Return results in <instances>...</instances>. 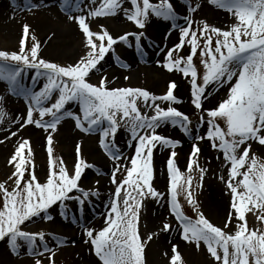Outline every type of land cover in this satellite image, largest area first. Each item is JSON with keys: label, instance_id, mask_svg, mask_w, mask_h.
Listing matches in <instances>:
<instances>
[{"label": "snow or ice", "instance_id": "6c2138e0", "mask_svg": "<svg viewBox=\"0 0 264 264\" xmlns=\"http://www.w3.org/2000/svg\"><path fill=\"white\" fill-rule=\"evenodd\" d=\"M92 2L95 3V0ZM129 2L134 10L130 12L129 9H123V11L126 18L135 23L138 28L145 27L149 13L165 21H171L174 29L179 27L180 42L166 53L168 63L164 67L168 71H173L175 68L185 77H191V102L195 109L203 111L202 103L207 98L205 92L209 84H224L236 78V82L229 90L228 98L217 108L207 110L209 130L206 137H197L198 140L207 138L211 141L212 147L223 152L224 160L230 165L228 180L224 181L223 177L220 178L226 184L231 196V210L224 229H227L235 219L236 231L230 234L214 226L198 210L192 190V177L189 175L184 183H181L183 177L175 167L176 152L173 151L167 161L171 197L168 203L171 214L182 230L181 238L190 244H195L197 249L203 242L211 256L221 264H264V233L250 231L245 217L246 210H251L249 205L264 210V163H258L256 156H250V142L254 141L264 146V0H209L218 9L233 14L237 23L226 31L204 24L203 28L199 29V39L204 41L203 47L200 46L197 30L192 27L195 22L185 17L187 26L177 25L178 17L169 0H160L159 4L142 0V7L140 0H129ZM25 5L26 10L35 7L30 0H25ZM68 6H70V0H63L62 10ZM121 7V0H102L101 7L90 12L89 15L94 17L116 15ZM188 7L190 12H195L199 4L195 8L191 5ZM69 19L77 21L86 38V47L89 49L75 65L64 67L39 58V43H34L30 50H26L29 26L24 25L19 53L9 54L0 51V81L5 82L13 94L24 96L29 103L26 119L21 127L34 124L45 132L49 129L55 132L63 119L71 118L75 121V127L86 134L99 129L101 131L100 146L113 160L121 159L114 139L119 130L120 121H127L126 128L131 133V138L137 142L135 156L130 161L131 168L116 165L112 173V183L117 186L106 219L107 226L95 234L93 230L86 229L85 243H91L101 264H144L146 241L142 242L138 233L139 212L144 199L151 197L159 201L163 197V194L156 191L151 184L153 148L156 144L175 148L179 143L157 135L156 129L162 123L171 122L173 125H179L187 134L190 120L187 115L171 107V104L180 102L173 93L177 87L175 82H171L167 93L160 97L151 96L146 90L140 89H109L106 78H102L98 85L89 83L90 73L97 70V65L104 60L109 50H113V45L117 44L118 40L127 42L128 35L132 34L126 33L114 39L107 30L103 29V26L100 33H93L82 16L73 17L69 14ZM211 34L217 37L214 46ZM141 35L142 33L136 35L138 48ZM96 41H99V44ZM185 43L190 45V53L186 57H181L179 52ZM198 49L205 69L202 77L198 75L193 59ZM174 53L178 58H173ZM9 61L15 63L9 64L7 63ZM182 64L184 66L180 67ZM26 69L36 70L34 80L46 79L40 91H33L23 86V73ZM198 80L202 83H198ZM54 93H58L55 102L45 106ZM140 99L146 107L153 108L155 113L153 116L148 117L140 112L137 107V100ZM149 100L152 104L148 103ZM157 100L167 102L170 106L165 110L155 103ZM71 102L79 103L82 117L65 110V105ZM34 112H38V119H34ZM2 115L0 114V119ZM45 116H51L52 119L45 121ZM218 119L224 121L225 128L222 129L216 123ZM203 121L204 117L201 115V122ZM11 135L15 136L17 133L13 132ZM52 144L53 137L49 134L46 150L49 155L50 173L45 184L42 185L37 181L34 164L29 173L30 179L24 181L25 172L28 171L26 164L31 163L26 160L25 151L27 150L28 157L32 156L30 141L27 139L19 143L9 160V164L15 165V171L9 177V179L15 178V187L9 192L5 185L0 183V192L4 197L3 210H0V241L7 240L8 247L14 255L18 254L20 248L18 240L27 243L29 255H43V252L36 250L35 241L37 238L43 241L44 234L27 233L22 231L20 226L41 213H45L46 219H53L47 214V210L58 201L73 199L74 197L69 196V193L79 190L78 181L81 179L82 169L91 167L81 159V146L77 144V163L74 173L69 175L63 166L56 171L52 159ZM199 152L200 149L194 145L187 166L189 173L194 166L199 168L197 161L192 158ZM60 164L63 165L62 160ZM121 168H124L126 177L118 182L116 174ZM199 171L202 181L206 169L199 168ZM237 177L242 179L238 180ZM200 186L197 185V187ZM122 192L123 207L121 208ZM181 194L197 213L196 220H192L183 213L177 199ZM83 196L86 198L88 193H83ZM76 199L83 205V200L78 197ZM61 215L64 216L65 213L61 212ZM258 219L264 220V215L259 216ZM170 229V224H163V231L167 232ZM53 239L57 240L58 247L63 246V241L56 237ZM151 239L152 236L149 235L148 240ZM44 250L52 252L46 244ZM172 252L174 255L171 257V264H183L177 246L173 245ZM49 259L51 260V257ZM35 264H42V262L37 259Z\"/></svg>", "mask_w": 264, "mask_h": 264}, {"label": "rangeland", "instance_id": "374dc122", "mask_svg": "<svg viewBox=\"0 0 264 264\" xmlns=\"http://www.w3.org/2000/svg\"><path fill=\"white\" fill-rule=\"evenodd\" d=\"M57 1L63 4V0H56L53 5L47 8L43 4L46 0H30V3L35 7L26 10L25 0H0V51L9 54L19 53L20 42L24 35L23 27L28 25L29 34L26 40V50H30L34 43H39V58L64 67L75 65L89 51L86 47V38L75 19H73L75 23L72 24L73 36L67 40L69 48L67 54L58 55L46 51L50 40L56 37L57 32L65 26L62 25L61 21L66 24L69 14L73 17H84L86 24L93 33H100L101 26L114 39H118L126 33H131L132 35L127 37V42L118 40V43L113 45V50H109L104 60L97 65V70L90 73L88 82L98 85L102 78H106L109 89L132 88L146 90L151 96L156 97L165 95L170 83L175 82L177 87L173 90V93L180 102L171 104V107L187 115L190 120L187 134L179 125H173L171 122L162 123L156 129L157 135L179 143L175 148L161 146L160 144H156L153 148V179L151 184L156 191L163 194V197L159 201L151 197L144 199L139 212L138 233L142 242L146 241L143 254L144 264H152V261L157 262V264H171V257L174 255L172 252L173 245L177 246L183 264H221L211 256L203 242L197 249L195 244H190L181 238L182 230L176 218L171 214L168 203L171 197L169 194L170 178L167 161L171 153L175 151L174 164L182 174L181 183H184L189 175L192 177V190L194 191L198 210L214 226L220 227L230 234L234 233L237 223L235 219L232 220L227 229H224L225 221L231 210V196L226 184L220 179L223 177L224 181L228 180L230 165L224 160L223 152L212 147L211 141L207 138L198 140L197 137H206L209 130L207 110L217 108L221 102L228 98L229 90L236 82V78L234 77L231 82L224 84H209L205 92L207 98L202 103L203 111L197 110L191 102V77H185L181 71L175 68L173 71H168L164 67L168 63L166 53L180 42L179 27L174 29L171 21H165L163 18H157L149 13L145 27L143 29L138 28L135 23L126 18L123 11V9H129L130 12L134 10L129 0H121L122 7L117 10L116 15L102 17L89 15L90 12L101 7L102 0H95V3L92 0H70V6L66 7L65 10L58 6ZM150 2L159 4L160 0H150ZM169 2L173 5V9L177 14V25L186 27L185 17L195 22L192 27L197 30L201 47H203L204 41L199 39V29L203 28L204 24L226 31L237 23L233 14L218 9L209 0H169ZM140 3L142 7V0H140ZM197 4H199V8L195 12H190L188 6L191 5L195 8ZM52 8L55 12L50 13L49 10ZM141 33L138 48L136 35ZM153 37L157 38V43H159L158 39L167 42L168 46L165 52L162 53L160 46L157 47L151 42L152 40L149 41ZM211 37L214 46L217 37L215 34H211ZM96 42L99 44V41ZM189 53L190 45L185 43L183 49L179 52V56L186 57ZM173 58H178L176 53L173 54ZM193 59L198 75L202 77L205 69L201 62L202 57L199 55V49ZM7 63L13 64L15 62L9 61ZM183 66V64L180 65V67ZM35 72V69H26L23 73L22 84L38 92L46 83V79L36 78L34 80ZM160 78L161 81H159ZM197 82L202 83L201 80ZM57 95L58 93H54L52 99L46 102L45 106L54 103ZM148 103L152 104V101L149 100ZM155 103L165 110L170 106L169 103L159 100ZM28 107L29 103L24 96L13 94L10 87L5 82L0 81V114H3L2 119H0V141H3V143H0V183L4 184L9 192L15 187V178L9 179L15 171V165L9 164V160L15 153L19 143L24 139L30 141L32 151L31 157H28L27 150L24 153L26 160L31 162L26 164L28 171L25 172L24 181L30 179L29 173L32 171V165L34 164L37 181L42 185L46 183L50 173L49 155L46 150L49 134L53 137L52 159L56 171L63 166L69 175L74 173V167L77 163V144L81 146V159L91 167L82 169L81 179L78 181L79 190H73L72 193H69V196L74 197L73 199L63 202L58 201L47 210V214L55 211L56 215L61 218L60 223L54 224L46 219L45 213H41L39 216L25 221L20 226L24 232L44 234L43 241H40L39 238L35 241L36 250L43 252V255H29L28 245L22 240L17 241L20 244L18 249L20 254L14 255L8 247L7 240L0 241V264H35L37 259L41 260L42 264H80L79 258L81 255L79 250L92 247L90 242L85 243L87 239L86 229L93 230L94 234L98 233L104 228L99 225V218H103L104 214L107 213L103 221L106 222L110 212L117 186L112 183V173L115 171L117 164L131 168L130 161L135 156L137 142L131 138V133L126 128L127 121H120L114 143L119 150L121 159L113 160L100 146L101 131L98 129L88 134L81 132L75 127V121L71 118L63 119L55 132H52L51 129L45 132L44 129L37 128L34 124L21 127L24 119H26ZM137 107L143 115L148 117L155 114L153 108L146 107L142 99L137 100ZM65 110L82 117L78 102L65 105ZM201 115L204 117L203 122H201ZM38 118V112H34V119ZM51 119V116L44 117L45 121ZM216 123L222 129L226 127L223 120L218 119ZM13 132L17 135L12 136L11 133ZM109 139L111 140V137ZM250 143V156L254 155L258 158V163H264V146L254 141ZM194 145L200 149V152L192 158L197 161L199 168L206 169L202 181L200 180L199 168L194 166L192 172H188L187 166ZM61 160L63 165L60 164ZM241 171H244V169H241ZM125 177L126 172L124 168H121L120 172L116 174V179L119 182ZM237 179H242V177H237ZM198 184L201 186L197 187ZM128 190L131 191V189ZM83 193H88V196L85 198ZM93 193H98V195H93ZM76 197L83 200V205L78 202ZM122 199L123 192L121 194V208L123 207ZM177 199L183 213L192 220H196L197 213L187 204L184 195H179ZM70 200H72V204H69ZM212 200L220 202L219 211L218 209L215 210L216 212L212 211L213 208L210 207ZM3 206L4 197L3 193L0 192V210H3ZM249 208L251 210H246L245 214L248 229L264 233V220L258 219L259 216L264 215V210L251 205H249ZM61 212H64L65 215L62 216ZM156 212L159 213L156 214ZM158 215L159 217H157ZM154 216L157 217V224L153 223ZM152 217L153 224H150ZM164 223L171 225V229L167 232L163 231ZM71 235L74 240L69 241V246L58 247L57 240L53 239V237H56L61 241H65ZM149 235L152 236L151 240H148ZM171 235L173 239L167 240ZM45 244L52 249V252L44 250ZM162 245H166L164 249ZM70 246L73 248H69ZM49 257H51V260ZM95 257L98 258L96 255Z\"/></svg>", "mask_w": 264, "mask_h": 264}, {"label": "bare ground", "instance_id": "6f19581e", "mask_svg": "<svg viewBox=\"0 0 264 264\" xmlns=\"http://www.w3.org/2000/svg\"><path fill=\"white\" fill-rule=\"evenodd\" d=\"M53 2L55 3L56 0H48V1L46 0V2H43V4H44V6H46L48 8L50 5H53ZM57 3H59L58 4L59 7H62L63 6V4L60 3L59 1H57ZM53 11H54L53 8L49 10L50 13H53ZM38 15L40 16L41 14H38ZM61 23H62V25L64 24L66 27L63 26L62 30L59 31V32H57V34L55 35L56 37H53L50 40V42L48 43V47L46 49V51L48 53L49 52H52V53L58 54V55L59 54H67V51L69 49L68 46H67V40L73 36V31L74 30L72 28V24L75 23V20L68 18L67 21H66V24L63 23L62 21H61ZM74 28H76V26H74ZM145 39H147V38H145ZM147 40H149V39H147ZM156 40H157V38H154L153 37V38H150L149 41H151L152 43H154L155 45H157V47L160 46V50L162 51V53L165 52L166 47L168 46L167 42L166 41H163L162 39H158L159 40V43H157ZM54 41H56V42H54ZM143 43L145 44V41ZM159 81H161V78H160ZM69 204H72V200H70V203ZM101 207H103V205H101ZM210 207L213 208L212 211H215L216 209H218V211H219V209L221 207V204L217 200L216 201H213L212 200V203H210ZM74 209L76 210V208H74ZM157 213H159V212H156V214ZM48 215H51L53 217V219H51L50 221L53 222L54 224H57V223H60L61 222V218L56 215V212L55 211L50 212ZM106 215H107V213L104 214L103 218H99V220H98L99 225H102L101 227H106L107 226L106 225V222H103L104 219L106 218ZM157 217H159V215ZM157 217L155 218V216H154V219H155L153 221L154 224H157L158 223V220H156ZM152 220H153V217L151 219L150 224H153L152 223ZM171 238H172V235L170 237H168L167 240H171ZM67 239L68 240L63 241V246H69V241L70 240H74V239H72V235H71L70 238H67ZM71 242H73V241H71ZM70 245H72V244H70ZM165 246L166 245H162L163 249L165 248ZM69 248H73V247L70 246ZM79 252H80V255H81L80 258H79L80 264H101V261L98 258L95 257V255L93 253L94 252V249L92 247H88V248H85V249L81 248V250H79ZM19 254H20V252L17 255H19ZM152 264H157V262L152 261Z\"/></svg>", "mask_w": 264, "mask_h": 264}]
</instances>
